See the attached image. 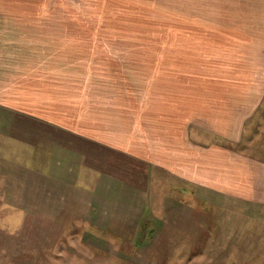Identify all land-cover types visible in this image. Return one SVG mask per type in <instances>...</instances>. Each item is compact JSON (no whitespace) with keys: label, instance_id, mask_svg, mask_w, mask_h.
<instances>
[{"label":"crops","instance_id":"obj_1","mask_svg":"<svg viewBox=\"0 0 264 264\" xmlns=\"http://www.w3.org/2000/svg\"><path fill=\"white\" fill-rule=\"evenodd\" d=\"M4 3L0 176L9 192L0 193V204L62 217L83 202V187L93 197L101 185L106 201L94 198L92 213L105 208L113 218L132 209L141 227L153 216L164 226L170 209L171 227L185 219L181 234H204L203 202L264 218V0H188L186 32L174 22L169 35L118 41L87 19L27 17ZM148 38L169 43L168 52L151 49L169 67V81L69 85L83 82L84 67L93 75L107 65L125 81L131 55L146 66Z\"/></svg>","mask_w":264,"mask_h":264},{"label":"rangeland","instance_id":"obj_2","mask_svg":"<svg viewBox=\"0 0 264 264\" xmlns=\"http://www.w3.org/2000/svg\"><path fill=\"white\" fill-rule=\"evenodd\" d=\"M5 1L7 3L4 4L13 6V11L19 8L14 12L22 16L77 18L80 22L88 20L99 29L100 35H115L116 41L130 40L122 35L133 36L131 40L138 35H169L174 29V22L175 30L183 28L186 32L189 8L188 0ZM7 10L3 11L12 12ZM152 40L155 38H148L146 43V66L137 67L133 64L135 55H131L130 70L124 73L125 81L122 80V73H108L107 68H114L107 65V68L99 69V73L93 75L89 74L90 69L86 71L84 67L83 82L69 85H84L85 90L87 85H100L96 79L91 78L106 79L108 85L112 80L115 85H158L169 81V67H161L151 52L155 48L168 52L170 47L165 44L169 43ZM131 44L134 42L131 41ZM126 54L123 51L122 55ZM70 69L71 66H67V84ZM15 154L23 159L17 150ZM26 176L24 172V179ZM0 188V193L9 192L2 176ZM83 189V202L71 203L75 210L67 211L62 217L59 213L51 215L52 209L50 213L42 210L38 211L41 215L35 213L33 216L29 215L33 211L16 210V203L0 204V264H264V218L261 216L257 220L252 216L250 208L237 211L227 208L224 203L203 202L201 207L208 215L211 228L206 227L204 234L191 231L189 234L186 233L185 219L177 220V225L171 227L176 217L167 218L171 214L170 209L163 210L167 221L164 226L153 216L154 223L147 226L145 222L141 227L138 218L140 213L132 209L121 210L113 218H108L105 208L92 213L91 202L94 198L105 200L107 187L96 186L99 195L94 194L93 197L85 191L89 187ZM72 192L73 187L68 189L67 196L70 197ZM34 197L40 198L39 195ZM18 206L22 208L21 204ZM122 212L126 215L123 216ZM149 214L144 213L145 220L150 219ZM257 224L259 228L253 233L252 229ZM181 226L184 229L179 228ZM261 227L262 230H259ZM180 229L186 230L185 234H181ZM188 239H192V243L185 242Z\"/></svg>","mask_w":264,"mask_h":264},{"label":"trees","instance_id":"obj_3","mask_svg":"<svg viewBox=\"0 0 264 264\" xmlns=\"http://www.w3.org/2000/svg\"><path fill=\"white\" fill-rule=\"evenodd\" d=\"M138 244H139V241H138Z\"/></svg>","mask_w":264,"mask_h":264}]
</instances>
